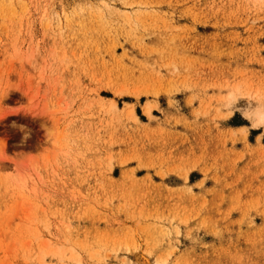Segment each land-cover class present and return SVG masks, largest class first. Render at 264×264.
Returning a JSON list of instances; mask_svg holds the SVG:
<instances>
[{
	"label": "rangeland",
	"instance_id": "1",
	"mask_svg": "<svg viewBox=\"0 0 264 264\" xmlns=\"http://www.w3.org/2000/svg\"><path fill=\"white\" fill-rule=\"evenodd\" d=\"M262 86L263 2L0 0V264H264Z\"/></svg>",
	"mask_w": 264,
	"mask_h": 264
},
{
	"label": "bare ground",
	"instance_id": "2",
	"mask_svg": "<svg viewBox=\"0 0 264 264\" xmlns=\"http://www.w3.org/2000/svg\"><path fill=\"white\" fill-rule=\"evenodd\" d=\"M253 1L254 3H264V0H251ZM243 3V2H242ZM252 4V3H251ZM226 82V81H225ZM224 83V82H223ZM242 84V83H241ZM230 85V84H229ZM234 85V84H233ZM264 86H262L263 88ZM250 88V87H249ZM255 88V87H254ZM223 89V88H222ZM226 89V88H225ZM241 90V85L240 84H236L233 88V90L227 95V99L229 101H233L236 99V95L238 92H240ZM252 91V90H251ZM250 94L254 97V95L258 96L257 94V91L254 92V93H251ZM262 94V93H261ZM260 96V95H259ZM264 96V95H263ZM238 97V96H237ZM249 98V97H248ZM254 99V98H253ZM259 100V98L257 99V101ZM261 100V99H260ZM223 101V100H222ZM264 101V99H263ZM261 100V102L259 103V105H257L253 110H251L249 112V117L251 118L252 122H253V125L255 127H261L263 126L264 127V102ZM227 102V101H225ZM224 102V104H225ZM230 103V102H229ZM130 104V103H129ZM131 105V104H130ZM256 105V104H255ZM251 108V107H250ZM130 111V110H129ZM152 111H153V105L149 102V103H146L144 104V113L147 114V115H152ZM133 114V112H130ZM247 127V126H245ZM245 127H241L242 130H245L246 128ZM246 132V130H245ZM188 176V171H187V174L185 175V178H187Z\"/></svg>",
	"mask_w": 264,
	"mask_h": 264
}]
</instances>
